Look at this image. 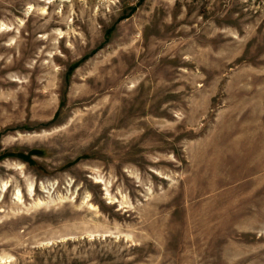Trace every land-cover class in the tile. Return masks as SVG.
<instances>
[{"label":"rangeland","instance_id":"rangeland-1","mask_svg":"<svg viewBox=\"0 0 264 264\" xmlns=\"http://www.w3.org/2000/svg\"><path fill=\"white\" fill-rule=\"evenodd\" d=\"M0 264H264V0H0Z\"/></svg>","mask_w":264,"mask_h":264},{"label":"trees","instance_id":"trees-1","mask_svg":"<svg viewBox=\"0 0 264 264\" xmlns=\"http://www.w3.org/2000/svg\"><path fill=\"white\" fill-rule=\"evenodd\" d=\"M22 155V153L21 154H19V156H21Z\"/></svg>","mask_w":264,"mask_h":264},{"label":"bare ground","instance_id":"bare-ground-1","mask_svg":"<svg viewBox=\"0 0 264 264\" xmlns=\"http://www.w3.org/2000/svg\"><path fill=\"white\" fill-rule=\"evenodd\" d=\"M115 123H116V121H115ZM102 127V126H101ZM101 130H102V128H101Z\"/></svg>","mask_w":264,"mask_h":264}]
</instances>
